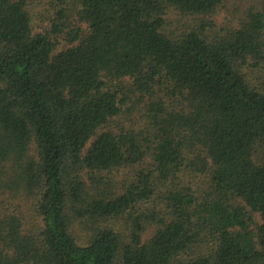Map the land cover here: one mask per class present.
I'll return each mask as SVG.
<instances>
[{
    "label": "trees",
    "instance_id": "16d2710c",
    "mask_svg": "<svg viewBox=\"0 0 264 264\" xmlns=\"http://www.w3.org/2000/svg\"><path fill=\"white\" fill-rule=\"evenodd\" d=\"M0 264H264V0H0Z\"/></svg>",
    "mask_w": 264,
    "mask_h": 264
},
{
    "label": "rangeland",
    "instance_id": "374dc122",
    "mask_svg": "<svg viewBox=\"0 0 264 264\" xmlns=\"http://www.w3.org/2000/svg\"><path fill=\"white\" fill-rule=\"evenodd\" d=\"M233 10L231 9V8H228L227 10H224L222 13H221V15H220V17H219V21L220 22H225V21H227V22H230V21H233V16L230 14L231 12H232ZM41 15H42V17H43V13H40ZM169 17H170V19H171V21L173 20L174 21V24H175V26H178V27H180V25L182 24V23H180V25L177 23V20H178V16L176 15V14H170L169 15ZM133 175V173L131 172H129V171H123L120 175H117V181H119L120 183H119V185H118V187H121V186H123L124 184H126V182H127V180H129L130 178H131V176ZM24 206V208H26V206H25V204L23 205ZM27 209H28V206H27ZM257 220H258V218H257ZM151 236V230H148L145 234H144V239H146L147 237H150Z\"/></svg>",
    "mask_w": 264,
    "mask_h": 264
}]
</instances>
